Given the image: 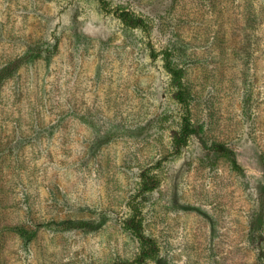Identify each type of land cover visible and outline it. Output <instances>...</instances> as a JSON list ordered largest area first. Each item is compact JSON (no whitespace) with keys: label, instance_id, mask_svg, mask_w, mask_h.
Masks as SVG:
<instances>
[{"label":"rangeland","instance_id":"1","mask_svg":"<svg viewBox=\"0 0 264 264\" xmlns=\"http://www.w3.org/2000/svg\"><path fill=\"white\" fill-rule=\"evenodd\" d=\"M107 1L149 32L99 0H0V264L132 263L146 173L145 264H264V0ZM167 50L199 130L177 155Z\"/></svg>","mask_w":264,"mask_h":264},{"label":"trees","instance_id":"2","mask_svg":"<svg viewBox=\"0 0 264 264\" xmlns=\"http://www.w3.org/2000/svg\"><path fill=\"white\" fill-rule=\"evenodd\" d=\"M102 8L107 12H113L114 15L128 28L139 29L144 32H149L150 26L147 20L135 15L134 13L116 8L112 9L107 0H99ZM153 56H156L155 50L152 49ZM165 68L171 76L172 83L175 89L174 99L183 107V114L177 130L172 132L173 149L175 155L187 146L189 140L193 136H199V130L194 124L191 115V93L184 80V70L175 63L173 53L164 51ZM212 150L228 157L235 169L240 170V165L237 161L235 152L228 148L225 144L215 143L210 147ZM158 179L149 175L143 174L141 187L136 195L129 202V215L124 220V227L130 232L140 245L139 253L132 263L115 262L114 264H145L150 261H155L160 255V247L157 241L145 233L143 204L140 198L145 194L154 191L158 187ZM58 231L72 230L66 224H54ZM77 226V225H76ZM73 228V227H72ZM23 238H32L35 232H29L22 228H13Z\"/></svg>","mask_w":264,"mask_h":264}]
</instances>
